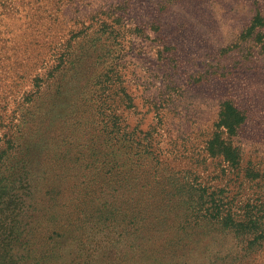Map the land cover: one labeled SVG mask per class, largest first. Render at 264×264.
I'll use <instances>...</instances> for the list:
<instances>
[{"label": "rangeland", "instance_id": "1", "mask_svg": "<svg viewBox=\"0 0 264 264\" xmlns=\"http://www.w3.org/2000/svg\"><path fill=\"white\" fill-rule=\"evenodd\" d=\"M14 187L19 264H264V0H0Z\"/></svg>", "mask_w": 264, "mask_h": 264}, {"label": "trees", "instance_id": "2", "mask_svg": "<svg viewBox=\"0 0 264 264\" xmlns=\"http://www.w3.org/2000/svg\"><path fill=\"white\" fill-rule=\"evenodd\" d=\"M128 181L141 183V181H144V178H128ZM19 188L28 189V186H25L23 184L22 186H19ZM10 194L12 201L9 202L8 205L11 206V209L4 211L0 208V264H19L22 257L26 258L25 256H21L19 258L18 256V254L20 253L19 251L22 250L21 247L23 244L21 242V236L23 232H25V227L27 225H28L27 231H30L32 228H34L33 223H38V220H36L31 214L29 216L28 214L24 216L23 213H27L25 208L27 210L29 208L30 211V206L26 205L25 200H20L17 198L15 187L11 188ZM12 202L15 203L12 204ZM0 204H1V198H0ZM225 220L227 221L230 220V223L231 224L233 223L232 217H230L229 215L226 216ZM237 223L238 222H235L236 225H239ZM62 226L63 224H61L58 228H56L55 231L54 230L51 231V233L49 234L50 239H52L53 236L59 235V230H62L61 229ZM244 229L245 226H243V230ZM13 230L16 232L14 233V236H13ZM11 236L13 237L10 238ZM251 241L252 243L253 241H258L259 243L254 245L252 249L246 246L245 255H248L249 253L255 254L257 250H264L262 249L264 248V228L262 229L260 228V230H257V236L252 238ZM36 257L38 258L37 255ZM37 258H34V260L38 261ZM36 261L35 264L37 263Z\"/></svg>", "mask_w": 264, "mask_h": 264}]
</instances>
